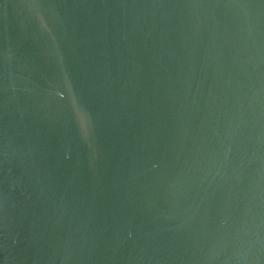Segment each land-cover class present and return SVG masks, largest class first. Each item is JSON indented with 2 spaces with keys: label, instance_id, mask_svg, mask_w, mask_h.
<instances>
[{
  "label": "water",
  "instance_id": "water-1",
  "mask_svg": "<svg viewBox=\"0 0 264 264\" xmlns=\"http://www.w3.org/2000/svg\"><path fill=\"white\" fill-rule=\"evenodd\" d=\"M0 264H264V0H0Z\"/></svg>",
  "mask_w": 264,
  "mask_h": 264
}]
</instances>
